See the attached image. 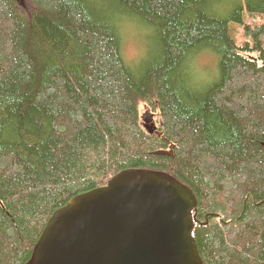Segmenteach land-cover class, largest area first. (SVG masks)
<instances>
[{
    "label": "trees",
    "instance_id": "trees-1",
    "mask_svg": "<svg viewBox=\"0 0 264 264\" xmlns=\"http://www.w3.org/2000/svg\"><path fill=\"white\" fill-rule=\"evenodd\" d=\"M20 1L0 0V264H26L55 211L124 170L193 192L203 264H264V25L249 23L264 0H28V15ZM135 21L137 71L120 33Z\"/></svg>",
    "mask_w": 264,
    "mask_h": 264
},
{
    "label": "water",
    "instance_id": "water-1",
    "mask_svg": "<svg viewBox=\"0 0 264 264\" xmlns=\"http://www.w3.org/2000/svg\"><path fill=\"white\" fill-rule=\"evenodd\" d=\"M147 119L145 134L160 138ZM196 214L193 192L174 177L124 170L55 211L26 264H203L194 229L208 219Z\"/></svg>",
    "mask_w": 264,
    "mask_h": 264
},
{
    "label": "rangeland",
    "instance_id": "rangeland-1",
    "mask_svg": "<svg viewBox=\"0 0 264 264\" xmlns=\"http://www.w3.org/2000/svg\"><path fill=\"white\" fill-rule=\"evenodd\" d=\"M19 11L24 14L28 15L31 11V4L28 0H22L19 2ZM249 23H259V25H264V18L261 20L258 18H253L249 21ZM121 53L122 57L129 68L134 71H137L141 60L144 57V53L146 50V38L149 34L148 29L141 25L139 22H130L124 24L121 29ZM242 28L240 26L233 27V35L235 36L236 43L240 44L244 42L242 37ZM215 58L210 53H202L200 54L193 62V68L195 69L196 73L200 75L205 82L211 80L214 74V67ZM194 71V70H193ZM207 75V78L204 77ZM149 112V111H148ZM150 113V112H149ZM152 116L155 114L153 112L150 113ZM146 115V107L144 105L138 106V118L139 124L143 125L141 118L145 117ZM154 117H152V120ZM156 122L157 128L160 127L161 121L158 119ZM153 124L152 122H149ZM143 132L145 133V129L142 127ZM147 135V134H145ZM154 136V135H148Z\"/></svg>",
    "mask_w": 264,
    "mask_h": 264
},
{
    "label": "flooded vegetation",
    "instance_id": "flooded-vegetation-1",
    "mask_svg": "<svg viewBox=\"0 0 264 264\" xmlns=\"http://www.w3.org/2000/svg\"><path fill=\"white\" fill-rule=\"evenodd\" d=\"M152 115L147 111V109H146V115H145V117H142L141 118V121L143 122L144 121V119H147V118H149V117H151ZM152 117H154V116H152ZM148 120V119H147ZM155 120L157 121L158 119H156L155 117H154V119L152 120V118H151V121L152 122H154L155 124H156V122H155Z\"/></svg>",
    "mask_w": 264,
    "mask_h": 264
},
{
    "label": "bare ground",
    "instance_id": "bare-ground-1",
    "mask_svg": "<svg viewBox=\"0 0 264 264\" xmlns=\"http://www.w3.org/2000/svg\"><path fill=\"white\" fill-rule=\"evenodd\" d=\"M150 122H152V121L150 120ZM152 123H153V125H155L154 122H152ZM155 131L159 132L157 127H156Z\"/></svg>",
    "mask_w": 264,
    "mask_h": 264
}]
</instances>
